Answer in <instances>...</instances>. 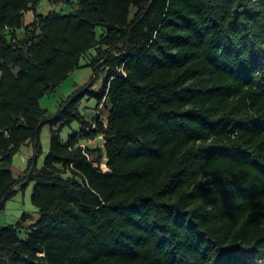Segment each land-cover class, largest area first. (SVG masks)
<instances>
[{
    "label": "trees",
    "instance_id": "1",
    "mask_svg": "<svg viewBox=\"0 0 264 264\" xmlns=\"http://www.w3.org/2000/svg\"><path fill=\"white\" fill-rule=\"evenodd\" d=\"M51 1L71 9L0 0V210L33 183L39 214L0 227V264H264V0ZM92 48L90 82L42 108Z\"/></svg>",
    "mask_w": 264,
    "mask_h": 264
},
{
    "label": "rangeland",
    "instance_id": "2",
    "mask_svg": "<svg viewBox=\"0 0 264 264\" xmlns=\"http://www.w3.org/2000/svg\"><path fill=\"white\" fill-rule=\"evenodd\" d=\"M69 11L70 5L57 4L51 0H41L40 6L37 11L40 13H46L49 10ZM33 20V14L27 13L25 16V23H29ZM95 54V48H92L85 55L80 58V67L72 71L54 90L43 95L39 103L42 108L47 109L49 112L54 113L57 111L61 101L70 95L74 89L80 85L90 82L94 70L91 65H88L91 57ZM104 74L100 73L95 79L94 88L98 90L101 86V82ZM78 108L85 115L90 122H94V118L99 116L104 123H107V117L109 115L110 103L103 105H97V100L94 96L84 97L78 104ZM82 125L73 120L71 124L66 125L61 130V137L63 140H67L68 136L73 133L79 132ZM50 130L49 125L45 124L40 130V141L42 145V154L38 158V166L43 163V159L50 147ZM87 147L93 148L96 152L104 150L105 139L102 135L97 136L94 139L82 141ZM34 152L33 145L28 142L24 143L20 150L14 155L12 162V172L15 177L20 176L26 167L28 159ZM104 166V165H103ZM104 169H106L104 167ZM33 183L29 184L25 189L18 190V192L5 202L4 208L0 210V227L14 224L21 219V215L26 213L25 220H23V228L20 230V236L24 237L29 229L30 225L38 218L39 214L36 207L31 201Z\"/></svg>",
    "mask_w": 264,
    "mask_h": 264
}]
</instances>
